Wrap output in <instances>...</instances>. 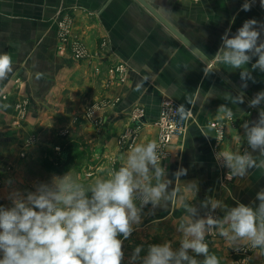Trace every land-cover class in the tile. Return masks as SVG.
I'll list each match as a JSON object with an SVG mask.
<instances>
[{"label": "crops", "instance_id": "crops-1", "mask_svg": "<svg viewBox=\"0 0 264 264\" xmlns=\"http://www.w3.org/2000/svg\"><path fill=\"white\" fill-rule=\"evenodd\" d=\"M148 1L214 65L211 57L227 29L234 34L245 20L264 22L260 0H255L250 11L242 10L244 0ZM62 24H70L71 38L61 39ZM73 43L98 49L93 59L77 60L72 56ZM0 52L13 61V71L0 82V183L6 185L0 190V205L11 207L8 195L12 191H35L42 181L35 176L38 169L54 160L51 138L59 142L96 133L95 148L117 153L113 165L118 169L127 154L119 141L126 131L138 130L135 144L157 141L155 123L163 100L184 105L191 112L184 135L173 138L161 155L177 198L167 209H155L154 214L149 212L151 205L146 207L141 225L126 240L128 247L143 245L146 249L163 241L178 247L181 235L176 226L184 214L181 197L197 206L211 197L235 207L237 202L253 203L256 193L264 188V170L259 169L250 170L245 178L231 177L222 185L220 174L228 169L215 159L217 152L243 153L247 149L242 125L257 118L259 109L249 108L248 101L264 91V73L253 72L255 82L248 81L243 89L244 104L231 103V95L241 90L239 70L216 66L228 82L220 78L135 0H0ZM118 62L127 67L126 83L112 78L117 86L104 90L93 68L105 71ZM93 91L96 100L116 99L115 106L104 114L89 115L85 102ZM221 104L231 108V118L217 111ZM19 105L24 107L22 117L15 111ZM136 108L144 114L139 124L127 117L129 110ZM17 116L24 119L19 124ZM217 130H222V138H215ZM37 137L47 138V146L33 141L24 149L26 140ZM23 150L26 156L22 159L19 154ZM108 168V163L96 167L103 172ZM181 168L187 174L175 183L174 173ZM189 182L197 183V194L188 190ZM216 215L222 217L224 211L218 210ZM206 243L209 254L221 261L236 260L238 254L232 253L223 237L207 236ZM255 259V264H264L259 252Z\"/></svg>", "mask_w": 264, "mask_h": 264}, {"label": "clouds", "instance_id": "clouds-1", "mask_svg": "<svg viewBox=\"0 0 264 264\" xmlns=\"http://www.w3.org/2000/svg\"><path fill=\"white\" fill-rule=\"evenodd\" d=\"M254 3L244 0L242 10L250 11ZM260 6L264 8V0H260ZM211 58L214 67L239 70L241 90L230 99L233 104H244L243 89L248 81L255 82L253 72L264 73V22L245 20L234 34L227 29ZM12 71L11 56L0 52V82ZM262 105L264 91L248 101L249 108L259 110L255 120L242 125L247 149L243 153L215 154L216 161L228 169L227 176L245 178L250 170H264ZM217 111L230 118L234 115L226 104ZM175 112L185 120L190 109L179 105ZM222 136V130H217L215 138ZM186 174L183 168L176 171L175 183ZM171 184L158 143L149 141L131 146L118 169L112 168L106 178H97L90 185L79 182L69 170L61 176L53 175L49 182L36 184L35 191H12L8 195L11 207L0 205V264H123L124 241L141 225L144 209L151 205L149 212L154 214L155 209H167L176 202L177 192ZM186 185L189 191H199L195 182ZM255 201L229 207L209 197L197 206L181 197L184 214L176 226L181 235L179 246L174 247L171 241L152 243L146 249L137 246L128 264H221L215 254H209L206 243L207 236L215 235L235 250L246 246L264 256V188L256 193ZM221 209L222 217L216 215ZM197 256L204 258L201 261Z\"/></svg>", "mask_w": 264, "mask_h": 264}, {"label": "rangeland", "instance_id": "rangeland-1", "mask_svg": "<svg viewBox=\"0 0 264 264\" xmlns=\"http://www.w3.org/2000/svg\"><path fill=\"white\" fill-rule=\"evenodd\" d=\"M59 29H60L59 33L62 34V36H61L62 40H64L66 37H67V39L69 37L71 38L70 31H72V29L70 27V24L59 25ZM103 48L106 49L107 47L104 46ZM97 49L92 51V50L88 49L87 47H85L84 45L81 46L80 43H77V44L73 43L71 50H72V56L75 59H77V60H91V59H93L94 55L96 54ZM117 64H119V63H117ZM117 64H115L112 68H107V70H105V71H104V69L102 71L101 68L96 67V66H95V68H93L94 77L101 79V81L103 82L102 88L104 90H107L109 88L111 89L113 87V85L117 86V85H115L112 78L115 80L116 83H118V82L121 83V79L119 78V75L117 73H115V71H114ZM126 79H127V77H126ZM126 79L124 80V82L126 81ZM6 95L7 94H4L2 96V99L5 100ZM97 99L98 100H96V94L94 91L92 92V94L90 96L87 97V100H86L87 102H85V103H88V105H87L88 110L86 112L89 113V115L90 114L96 115L99 112H101V114H104V112L109 111L113 106H115V105H113V103H116V99L113 100V102L107 101V98H102V99L97 98ZM23 108L24 107L22 105L15 107L16 112H21L20 113L21 117H22V111H24ZM132 110L133 109L129 110V112L127 114V117L130 119L132 118L131 117ZM16 119L18 120L17 121L18 124H19V121L24 120L18 116ZM134 120L135 119L132 118V122ZM93 121L95 124H99V125L101 124V123L97 122L96 120H93ZM97 127L98 128L95 130L99 131V126L97 125ZM157 130H158V128H157ZM88 131H90V130H88ZM137 132H138V130H136V129H133V130L130 129L119 137V141H121V143L123 141V143H124L121 146L123 152L127 153L130 150L131 146H133L135 144L136 138H137ZM63 134L66 135L67 132H63ZM95 134L92 132H89V135L92 137H85V136H81V135H79L80 137L79 136H76V137L72 136L71 141L76 143L75 150H74L75 159L73 160L72 164L68 166L67 169H58V170L56 169V166L58 164L59 165L63 164L65 162L66 156H67L66 152L62 151V148L65 145L62 143L64 142L65 138H67L65 140H69L70 136L69 137L64 136L65 138H63V140L61 139V141H59V142L53 141V140H51L52 139L51 138L49 141V144L51 146L50 151L52 149V152L54 154L51 157L54 160L50 162L51 164L46 165V166L44 165V168L38 169L39 172L37 174H35V176L37 178H39V180L42 179V181H39V183L49 182L53 175L61 176L65 173H67L69 170H71L73 176L76 177L78 179V181L83 183L85 186L94 183L95 179H97V178H100V177L106 178L109 175V174H106V172L109 171L108 173H110V170L112 168H116L115 166H117V165H113V163H115L118 160V157H117V153L113 155L111 153V151H108V154H106L105 152L103 153V151H101L99 148L98 149L95 148L96 147L95 146L96 145ZM158 139H159V132L157 133V141H156L157 143H158ZM46 140H48V139L47 138H41V137L40 138L37 137L36 139L32 138L30 140L28 139L24 142L23 147H24V149H28V147L30 146V143H32L33 141L34 142H42L41 144H43V143L46 144ZM57 140H59V139H57ZM46 146H47V144H46ZM23 151L24 152H20V154H19V157L22 159L25 158V156H26L25 150H23ZM102 163H106V164L108 163V167H110L106 170V172L104 170L105 173L103 172V170L98 171L99 168L96 169V167L101 165ZM52 165H53V167H52ZM99 170H101V169H99ZM226 173L227 172L223 171L220 174V179H221L222 185H223V182H226L225 184H228L231 181V180H227V181L225 180V174ZM10 176H13V173ZM10 176H8V178H10ZM4 186H6V185L0 183V190ZM124 242H125L126 248L123 247V251L125 253V258H124L123 264H128L129 257L132 255L135 248L128 247L126 240ZM123 246H124V244H123ZM231 251H232V253L238 254L236 257V260H231L227 263L220 260L221 264H255L257 261V259H255V256L257 255L258 250H251V249L247 248L246 246H244V247H241L239 250H235L232 247ZM142 255H143V253H142Z\"/></svg>", "mask_w": 264, "mask_h": 264}, {"label": "built area", "instance_id": "built-area-1", "mask_svg": "<svg viewBox=\"0 0 264 264\" xmlns=\"http://www.w3.org/2000/svg\"><path fill=\"white\" fill-rule=\"evenodd\" d=\"M114 71L119 75L121 82H124L128 74L127 67L124 64L119 63L116 65ZM177 106L179 105L171 100H163L159 109L158 118L155 124L159 132L158 145L161 155L165 148L172 142L173 138L184 135L189 117H191V112H189L188 118L181 120L175 112ZM143 115V110L136 108L132 110L131 117L135 119L134 121L137 122V124H139ZM227 174L228 172L225 174V180H231V177L227 176Z\"/></svg>", "mask_w": 264, "mask_h": 264}, {"label": "water", "instance_id": "water-1", "mask_svg": "<svg viewBox=\"0 0 264 264\" xmlns=\"http://www.w3.org/2000/svg\"><path fill=\"white\" fill-rule=\"evenodd\" d=\"M138 2L147 12H149L159 23H161L173 36H175L184 46H186L200 61L215 72L220 78L227 81V78L216 68L211 62L198 50L178 29L177 25L171 21L169 17H164L160 10L152 7L148 0H135Z\"/></svg>", "mask_w": 264, "mask_h": 264}, {"label": "trees", "instance_id": "trees-1", "mask_svg": "<svg viewBox=\"0 0 264 264\" xmlns=\"http://www.w3.org/2000/svg\"><path fill=\"white\" fill-rule=\"evenodd\" d=\"M62 144H65L62 148V151L63 152H66V160L63 164H58L56 166V169H67L69 165L72 164L73 160L75 159V153H74V150H75V146H76V143L75 142H72L71 139L69 140H64V142ZM51 164V163H50ZM53 167V165H52Z\"/></svg>", "mask_w": 264, "mask_h": 264}]
</instances>
